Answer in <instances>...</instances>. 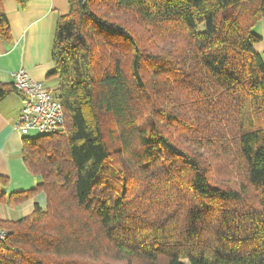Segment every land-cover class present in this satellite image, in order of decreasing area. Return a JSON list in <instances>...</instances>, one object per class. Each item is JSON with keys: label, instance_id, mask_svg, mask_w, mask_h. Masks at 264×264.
I'll return each mask as SVG.
<instances>
[{"label": "trees", "instance_id": "obj_1", "mask_svg": "<svg viewBox=\"0 0 264 264\" xmlns=\"http://www.w3.org/2000/svg\"><path fill=\"white\" fill-rule=\"evenodd\" d=\"M68 3L49 74L65 131L25 138L36 189L7 197L0 176V203L46 205L0 219V264H264V0Z\"/></svg>", "mask_w": 264, "mask_h": 264}, {"label": "crops", "instance_id": "obj_2", "mask_svg": "<svg viewBox=\"0 0 264 264\" xmlns=\"http://www.w3.org/2000/svg\"><path fill=\"white\" fill-rule=\"evenodd\" d=\"M3 8L11 25L12 39L0 40V83L12 84L13 74L24 69L46 88L57 91V79L49 77L55 69L51 50L57 20L69 12L68 0H27L25 6L17 0H3ZM255 32L262 36L257 49L264 58V18L256 25ZM22 107L19 93H12L0 102V176L9 180L7 197L36 189L43 181L23 158L26 137L17 130ZM36 203L46 205L44 192L19 205L0 203V219L15 221L26 217Z\"/></svg>", "mask_w": 264, "mask_h": 264}, {"label": "built area", "instance_id": "obj_3", "mask_svg": "<svg viewBox=\"0 0 264 264\" xmlns=\"http://www.w3.org/2000/svg\"><path fill=\"white\" fill-rule=\"evenodd\" d=\"M13 83L22 95L23 107L17 121V130L24 137L37 138L64 133V107L55 91L33 79L24 69L13 74ZM7 235L6 230L0 229V241L5 240Z\"/></svg>", "mask_w": 264, "mask_h": 264}, {"label": "rangeland", "instance_id": "obj_4", "mask_svg": "<svg viewBox=\"0 0 264 264\" xmlns=\"http://www.w3.org/2000/svg\"><path fill=\"white\" fill-rule=\"evenodd\" d=\"M113 127H114L113 121H112V119H109L108 120L107 130L106 131H107V135H108L107 136V142H108V144H109L110 147H112V145H113V139H112L111 134H110V130ZM234 169H235V166H234Z\"/></svg>", "mask_w": 264, "mask_h": 264}]
</instances>
